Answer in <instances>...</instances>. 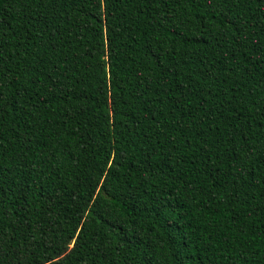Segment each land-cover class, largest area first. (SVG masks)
<instances>
[{
  "label": "trees",
  "instance_id": "obj_1",
  "mask_svg": "<svg viewBox=\"0 0 264 264\" xmlns=\"http://www.w3.org/2000/svg\"><path fill=\"white\" fill-rule=\"evenodd\" d=\"M0 264H264V0H0Z\"/></svg>",
  "mask_w": 264,
  "mask_h": 264
}]
</instances>
